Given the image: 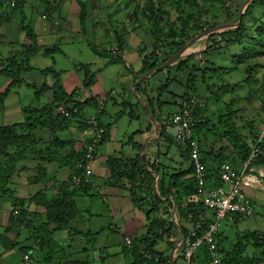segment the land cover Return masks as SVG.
Returning <instances> with one entry per match:
<instances>
[{"label":"trees","instance_id":"16d2710c","mask_svg":"<svg viewBox=\"0 0 264 264\" xmlns=\"http://www.w3.org/2000/svg\"><path fill=\"white\" fill-rule=\"evenodd\" d=\"M75 1L80 7V25L82 27L85 15L84 3L80 0ZM259 1L251 0L245 12L242 13L241 19ZM16 2L19 3L18 9L23 21V0H16ZM256 24L258 30H260L261 37H264V10L262 11L261 19ZM20 26L25 33H31V36L27 35L32 42V45L28 46L31 52L25 55L24 61H18L16 58L13 61L11 60L12 62L7 60L9 63L7 61L2 63L3 68L0 70V76L6 77L10 84L0 93V104L10 91L21 83L22 74L38 71L44 77L52 76L55 83L52 102L39 106V99L47 91V87L42 86L39 89H34L36 92L32 101L35 104L21 110L23 115L22 122L9 126H0V198L8 201L11 205L9 225L5 230L26 229V232L31 231L29 238L34 243L32 246L22 247V249L24 252L34 249L37 252L44 251L41 254H45V264H91L85 258H80V250L74 251L71 246L73 242L78 241L77 239L80 238L84 246L87 245L93 248L99 235V233L80 229V224H78L83 212L77 208L75 198L87 196L91 190L90 185L81 184L75 187L71 182L74 175L81 173V170L77 169L76 164L84 160L86 146L76 149L71 145V141L64 139L59 134L68 129L73 121L79 125L83 124L87 128L91 127L86 121H82V115L79 114L78 109L82 106L91 105L93 101H77L81 93L80 89H76L70 94L65 93L60 75L53 69L36 70L30 67L29 57L36 51L35 39L28 26L23 24ZM243 30V25L240 23L238 28L234 30H227L222 34L211 36L207 41L206 49H210L215 44H218L221 48L231 42L239 44ZM230 32L234 34V37L229 40L224 39L223 36ZM258 37L261 40L260 35ZM182 38H178L173 42L167 39L162 42L161 47L168 49L170 53L175 55L187 43L186 41H188L189 37L182 36ZM255 38L253 37L250 43L254 44L256 42ZM218 39H221V42ZM105 56H108V54H105ZM166 60H160V57L154 51H151L143 58L141 74L157 69ZM189 61L190 58H187V60L179 58L171 67L183 72L186 70ZM119 62H122L121 58L110 55L107 65L118 64ZM207 69L209 71L204 69V72L199 74L202 77L199 83L197 81L192 83L187 76L184 85L186 92L183 98L198 95L207 100L204 122L195 128V138L200 145L199 159L205 174V188L210 190L223 186L220 180L221 166L229 163L228 160H230V154L225 152V150L231 147L232 152L230 153L235 155L241 163L244 162L255 144V138L259 133L258 127L264 120L261 122L260 120L256 121L259 124L255 126L246 123L245 120L242 121V125L249 129L251 138L248 136L246 137L247 139L240 137L236 128H239L241 124L237 125L236 119H238L237 115H240L239 118L241 119V116L245 113L244 108H241V111L235 110L231 112L234 100L230 98V95L224 97L226 94L223 93L227 88L232 89L237 85L232 87L223 84L216 90L212 89L204 78L209 76V72L214 73L215 71H211L210 68ZM249 71L250 68L246 69L244 73ZM261 72L264 77V69ZM219 74L221 73L213 75L218 77ZM95 80L94 73L91 75H89V72L86 73L82 82V91L94 85ZM254 80V75L247 76L245 84L251 85L255 83ZM257 81L264 87V78ZM135 89L138 90L137 87ZM229 98L231 100L227 103ZM220 100L225 103L222 108L217 110V102ZM212 101L214 103H211ZM58 106H62L67 110L76 107L78 113L69 111L70 117L69 115L66 116L68 118L62 117L56 113ZM213 107L215 108L214 110ZM216 110L217 112L215 113ZM209 113L215 115L209 117ZM109 128L110 125H103L100 123L99 117L96 118L95 129L96 131H102L97 147L108 139ZM162 130L164 131L163 127ZM162 136V139L168 145H174L177 148L183 162L189 164L186 169L169 173L167 167L162 165L161 161L159 163L146 161L145 154L141 155L142 158H140L139 154L134 157L114 155L108 158L106 163L110 173L109 180L127 190L133 207L142 211L146 220L143 236L127 238L130 240L129 245L125 243V239L121 241L122 251L127 257H133V262L130 264H169V256L157 251V246L163 242L166 244L167 250L170 251L178 244L179 239L183 240L187 232L194 229L195 235L201 237L212 221L211 218H207V209L203 206L201 198L196 194V181L193 166L189 159V148L173 144L172 139L166 134L162 133ZM206 142H209V144H206ZM224 142L225 145L223 144ZM136 144L138 143H133V148L138 153L141 145ZM220 144L223 146L220 147ZM207 145L211 146L207 148ZM50 164H53V167L50 168L53 169L51 172L48 171ZM254 165L264 168V140L259 145V152ZM61 174H63L64 179L59 178ZM155 175L158 176L157 181ZM16 177L24 178L25 183H17L14 181ZM30 186L32 188L43 187L39 190L37 189L34 194H30L27 198L17 196L18 189ZM250 199L256 203L254 198ZM31 206L32 208L29 209ZM36 207L43 209L42 215L36 210ZM259 210V208H256V214H258ZM262 210L264 213V209ZM15 212L17 214H14ZM260 213H262L261 210ZM245 218L237 214H228L225 217L233 225L238 224ZM197 224H200V226L196 229ZM61 233H64L67 241H69L67 248L57 244L56 241L58 240L54 239L56 235L60 236ZM215 240L218 253L221 256L220 264H264V232L262 231L236 232L235 242H231L227 249L223 246V243L227 241L225 233L219 232ZM176 249L177 251L179 250V258L183 259V245L179 248L176 247ZM83 251L87 252V249L85 248ZM144 254H147L150 258L146 259ZM210 261L211 256L205 245L199 247L192 256V264H210Z\"/></svg>","mask_w":264,"mask_h":264},{"label":"crops","instance_id":"0c3cea01","mask_svg":"<svg viewBox=\"0 0 264 264\" xmlns=\"http://www.w3.org/2000/svg\"><path fill=\"white\" fill-rule=\"evenodd\" d=\"M59 5L60 8L57 11L54 8L50 9L49 15L46 17L37 15L35 12L27 9L26 4H24L22 18H25V20L23 19L25 24L23 25L28 26L30 30L32 29L34 39L36 40V51L29 57V65L36 70L53 69L60 75L65 93L70 94L74 90L80 89L81 93L77 101H93L91 105L82 106L78 109L79 114L82 115L83 122L93 117H99L100 123H102L101 119H108L109 121L106 120L107 122H103L102 124L110 125L108 139L98 147L91 163V190L87 196L75 198L77 208L81 212L87 213V219L83 225L80 224L79 220V228L91 231L92 233H99L97 243L93 248L87 245L83 246L80 250V258H85L91 264H130L133 262V257L125 255L121 249V241L128 237L138 238L143 236L146 220L144 213L133 207L127 190L109 180L110 173L106 163L108 158L114 155L134 157L139 154L140 158H142L141 155L145 154L146 161L149 163H153L154 161L159 163L161 161L162 165L167 167L169 173L177 172L180 169L184 170L188 167L189 164L184 163L180 158L177 148L174 145H168L162 139V133L165 134L162 127L166 118L162 121V124L158 120V114L161 112L160 106L164 103H170L175 108V111L177 110L178 102L183 99V95L186 92L185 84H183L185 79H183L184 76H181L179 79H170L171 75L167 73L165 74L164 81L159 82L154 87H149L146 82L149 76L142 81L143 84L139 85L135 83V80L139 79L142 75L140 72L143 70L142 61L144 56H146V54H142V51L146 50L143 45L140 50L142 58H139V54L136 53L138 51L137 44H135V47L130 44L125 48L123 51L124 55L121 57L122 62L118 64L107 65L108 59L93 50L94 57L91 63L79 67L77 60L68 51H63L61 46L67 48L68 45L72 47L84 42L90 47V42L81 33L80 7L76 1L72 0H62ZM13 20V17H6L0 23V45L5 48V51L0 53V70L2 69L1 62L3 59L14 54L16 49L20 52L17 55L21 59L22 55L20 54L23 51L21 46L25 44L26 46L32 45V42L26 37V33L23 30L22 32H16L13 28ZM52 53H54L53 56ZM58 55L60 58L63 56V61L68 62L69 66L65 65L63 67L61 60L57 57ZM83 67H85V70ZM118 67L119 69H117ZM166 69L158 71L155 69L152 71L159 72ZM88 72L89 75L94 73L96 80L94 85L89 89L82 91V82L85 74ZM157 72L151 76L157 74ZM21 80L18 86H26L28 89L33 90L32 95L27 100L28 104L32 102V97L36 92L34 89H39L42 86L47 87V91L40 97L38 105L43 106L52 102L55 83L52 76L44 77L40 72L32 71L22 75ZM177 80L179 81L177 82ZM110 82L112 86L110 85L109 88L106 84L108 85ZM9 84L10 81L6 77L0 76V93ZM136 87L138 90L135 89ZM11 91L3 102L6 108H4L6 111L4 122L10 124H4L3 126L22 122L23 115L21 110L26 106L28 107L27 104H18L17 102L20 101V98L16 94H11ZM116 91L121 94L119 100L113 98L118 95ZM162 94L168 95L169 98L165 96L166 101L162 100L163 98L160 96ZM157 98L158 100L156 101L155 99ZM109 101H112V105L115 104L122 108V111H118L114 118H111L108 110H106V104ZM162 101L164 102L161 103ZM123 108L129 109V112H125ZM131 108L134 110V115L130 112ZM15 117H19L17 122H7V119ZM119 120L124 121L121 129H118L120 127L119 123H117ZM59 135L71 141V145L77 149L86 146L94 139L95 129L92 126L87 128V126L83 124L79 125L73 121L70 127L60 132ZM133 143L141 145L138 153L133 148ZM210 146L207 145V148ZM222 146L220 144V147ZM225 152L230 153L232 150L228 148ZM226 164L231 165L230 163ZM235 165L239 169L238 164H233L231 167L235 168ZM51 167H53V164L49 165V172H51ZM59 178L64 179L63 174L59 175ZM155 179L157 181V175H155ZM42 187L37 186L32 188L30 186L18 189L16 194L18 197L27 198L28 195L34 194L37 189L39 190ZM21 191H25L24 196L20 195ZM263 193H260V196L259 193L257 196H253L257 205H259L257 200L264 195ZM78 199L86 202V211L79 208ZM31 208L32 206L29 209ZM262 208H264V201ZM10 212V203L0 198V264H41L38 257L39 252L33 250L24 252L22 249V247L29 246V244L32 246L30 243L32 240L26 237L27 233L25 231L22 230L24 238H26L20 241L18 235L21 233L18 229L5 230L9 225ZM263 214L262 216H264ZM228 230L222 231L227 236V241L223 243L225 249L233 242L231 235L227 233ZM258 231L264 232V226ZM57 236L54 238H57V240L60 238L58 241H67L64 233H61L60 237ZM181 244L182 241L179 239L178 244L168 251L166 244L162 242L156 249L169 256V264H177V260L182 259L179 258V250L177 251L176 247L179 248ZM85 248L87 252L83 251ZM24 257H27V259Z\"/></svg>","mask_w":264,"mask_h":264},{"label":"rangeland","instance_id":"374dc122","mask_svg":"<svg viewBox=\"0 0 264 264\" xmlns=\"http://www.w3.org/2000/svg\"><path fill=\"white\" fill-rule=\"evenodd\" d=\"M61 1L62 0H23L22 9L24 8V4H26L27 9L35 12L37 15L47 17L49 15L48 13L50 9L54 8L57 11L60 8L59 3ZM72 1L75 2V0ZM80 1L84 3L83 6L85 10L84 24L81 28V33L82 35H84V38L90 42V47H88L84 42L78 43L76 46L73 45L72 47L68 45L67 48L61 46L63 51H68L69 54L77 60V65L79 67H82V65H89V63H91V60L94 57V51L102 56L108 54V56H105L108 61L110 55L121 58L124 55L123 51L130 44L134 47L135 44H137L138 51H136V53L139 54V58H142V54H149L150 51H154L155 54L160 57V60L167 59L166 61H168L171 57L174 56V54L170 53L168 49L162 48V42L167 39L172 42L174 40H177L178 38L183 39L182 36L189 37L188 41H186L187 43L184 45H187L186 51L179 57L181 60H187V58H190L186 70L184 69L185 71L180 72L174 67H171L177 62L179 58L170 66V69L157 72L159 68L163 66L162 64L157 68V71H155L157 72V74H154L153 76H151L152 74L149 75V79L146 80L148 86L154 87L159 82H163L164 78L166 77L165 74L167 73L171 75L170 79H179L181 76H184L183 79H186L188 76V80L192 83H195L196 81L199 83L202 78L199 74L204 72V69H206V71H209V69L207 68H210L211 71L215 72H209V76L204 78V80L205 82H207L208 86L212 87V89L216 90V88L223 86V84L230 85L232 87L237 85L236 87L232 88L234 91L227 88V90L223 91V93L226 94L224 95V97L230 95V98L234 100V104L230 110L231 112H234L235 110L241 111V108H244L245 113L243 114V116H241V119L239 118L240 115H237L238 119H236L237 125L241 124L239 128H236V131L238 132V135H240V137H250L249 129L242 125V121L245 120L246 123H250L255 126L259 124L256 121L260 120L261 122L262 120H264V87H262L261 83L257 81L264 78L261 72L264 69V37H261V34L259 32L260 30H258V26L256 24L257 21L261 19L262 11L264 10V0H260L259 3L249 12H247L241 20H239V14L240 12H245L251 0ZM12 2L15 3L16 7L15 5H12ZM18 7L19 3L16 2V0H0V23H2L3 18L13 17V28L16 30V32H22L20 25L25 24V18L23 17V22L21 20V14ZM238 23H242L244 28L243 32L241 33L239 44H236L235 42L227 43L225 44L224 48H221L218 46V44H215L210 49H206L208 45L207 41L211 36L222 34L227 30H234L235 28H238ZM31 32H33L32 29ZM25 35L26 37L27 35L31 36V33H26ZM259 35L261 37V40H259ZM223 37L224 39L229 40L234 37V34L230 32L225 34ZM253 37H256V42L254 44L250 43V40L253 39ZM218 41L221 42V39H218ZM34 42L36 43V40H34ZM143 45L145 47L144 49L146 50L142 51L141 54L140 50ZM21 48L23 49V51L20 50V55H22L21 59L17 55L20 52L18 51V49H16V52H14V54H12L8 58L3 59V61L1 60V63L6 62L7 60L13 61L16 58L20 61H24L25 55L30 53L31 51L29 47L26 46V44L22 45ZM4 51V46L0 45V53H3ZM53 55L54 53H52V56ZM57 57L61 60L63 67L65 65L69 66L67 64L68 62L63 61V56H61L60 58V56L58 55ZM248 68H250V73H244V71ZM83 69L85 70V67H83ZM117 69H119V67ZM215 73L221 74H219L217 77V75H213ZM147 74L148 72L142 74L139 79L135 80V83L141 85L142 82H138ZM246 75H254L255 83L246 85ZM178 81L179 80H177V82ZM185 83L186 82H183V84ZM110 85L112 86L111 82L108 85L106 84L107 87H109ZM32 93L33 90L28 89L26 86H16L11 91V94H16V96L20 98V101L17 102L18 104H27L28 106L35 104L33 101L29 102L28 104L27 101ZM117 93L118 95L114 96L113 98L119 100L121 94L119 92ZM249 95L252 97L249 98ZM160 96L164 101H166V99L164 98L165 96L169 98V96L166 94H162ZM230 98L227 99V103L230 102ZM155 100L157 101L158 98ZM4 101L5 99L3 100V102ZM164 101H162L161 103H163ZM3 102L0 104V126H3L4 124H10L4 122L6 118V111L4 110L5 107ZM211 103H214V101H212ZM217 103L218 110L219 108H222V106H224L225 102L220 100ZM47 107L49 108V106ZM160 108L161 112L158 114V120L162 124V121L169 115H171L175 111V108L170 103H164L162 106H160ZM214 109L215 108L213 107V110ZM76 110V107L69 110L65 108V111L68 112L69 117L71 116L69 111L78 113ZM106 110H108L110 117L114 118L115 114L118 111H122V108L116 106L115 104L112 105V101H109L106 104ZM123 110L127 113L129 112V109L127 108H123ZM217 110L215 111V113L217 112ZM130 112L132 113V115H134V110L132 108ZM56 113L57 115L66 117L63 114H60L59 111H56ZM208 115L209 117H212V115L215 114L209 113ZM18 120L19 117H15L7 119V122H17ZM106 120L109 121L108 119H101V122H107ZM203 122L204 121H202V123ZM117 123H119L120 125V127L117 128L121 129V125L124 123V121L119 120ZM133 125L135 126V124ZM263 125L264 121H262V124L259 125L258 129H262ZM206 144H209V142H206ZM223 144L225 145V142ZM229 148L231 149V147ZM228 154H230V160H228L229 163L232 165L238 164L240 169L242 164L241 161L232 153ZM236 166L237 165H235V169L233 167L232 169H234V171H239ZM52 170L53 169H51V171ZM14 181L19 184L25 183L24 178L20 179L16 177ZM247 192L252 196H257L259 193L260 196V192H256L253 190H247ZM20 195L24 196L25 191H21ZM29 196L30 195H28V197ZM259 198L260 199L257 200L259 202V205L257 207L261 210L262 213H259V210L257 215L245 218L236 225H233L229 220L225 219L221 222L219 232L228 230L231 226L227 233L231 235L233 242H235L236 232L260 230V228L264 226V216H262V209H264L262 208L264 195ZM77 201L79 204V208L86 211V202H83L82 199H78ZM36 210L39 211L40 215H42L43 209L41 207H36ZM210 215L211 212L207 211V218H211ZM79 219L81 222L80 224L83 225L86 222L87 213H82ZM22 230L25 232L27 231L26 229H18V231H20L21 233L20 235H18L20 241L25 239L26 237L29 238L31 233V231L26 232L27 235L24 238ZM59 239L60 238H58V240ZM77 240L78 241H75L71 244L74 251H79L84 246V244L80 241V238ZM30 243L32 245L34 242L30 241ZM56 243L60 244L64 248H67L69 241H56ZM33 251L37 250L34 249ZM41 253H44V251H39L40 256L38 255V257L40 258V263L42 264L44 263L45 254ZM177 264H184V262L178 259Z\"/></svg>","mask_w":264,"mask_h":264},{"label":"built area","instance_id":"2783aa9c","mask_svg":"<svg viewBox=\"0 0 264 264\" xmlns=\"http://www.w3.org/2000/svg\"><path fill=\"white\" fill-rule=\"evenodd\" d=\"M12 5H15L12 2ZM207 108V101L204 97L198 95L188 96L178 102L177 110L169 115L163 124L164 133L168 135L173 144L189 148V159L193 166L194 177L196 181V194L201 198L203 206L211 212V223L208 229L201 237L195 235V229L188 231L186 237L182 240L183 260L185 264H192V256L201 246H207L211 256L210 264H220L221 256L218 253L216 236L219 233L221 222L228 214H237L244 217L256 215L257 205L252 201L247 190L264 192V168L255 166L254 161L259 152V145L264 140V125L259 130L255 139V144L249 151L247 158L241 164L239 171H234L231 165L221 166L220 180L222 187L217 189L205 188V174L203 166L200 163V145L195 138V128L204 121ZM56 111L68 116V112L62 106H58ZM75 113V112H74ZM93 127H96V118L93 117L87 121ZM102 131H96L93 141L86 146L84 160L76 164L77 169L81 170L79 175L72 177V184L75 187L81 184L90 185L92 176L91 163L96 154L95 149L101 139ZM14 214H17L15 212ZM200 224L196 225V229ZM126 244H130L129 239H125ZM146 259L150 257L144 254ZM27 259V257H24Z\"/></svg>","mask_w":264,"mask_h":264},{"label":"water","instance_id":"95a60500","mask_svg":"<svg viewBox=\"0 0 264 264\" xmlns=\"http://www.w3.org/2000/svg\"><path fill=\"white\" fill-rule=\"evenodd\" d=\"M250 1V0H249ZM241 16H242V12H240L239 14V20L241 19ZM239 24V23H238ZM237 24V25H238ZM207 40V38H206ZM186 48H187V45L184 46L178 53H176L173 57H171L168 61H166L163 66H161L159 68V70H163V69H166L168 67H170L185 51H186ZM155 73V71H152L150 74H153ZM150 74L142 77V79L138 82V83H141L142 81H144L146 79L147 76H149Z\"/></svg>","mask_w":264,"mask_h":264},{"label":"clouds","instance_id":"9594fccd","mask_svg":"<svg viewBox=\"0 0 264 264\" xmlns=\"http://www.w3.org/2000/svg\"><path fill=\"white\" fill-rule=\"evenodd\" d=\"M206 41H207V40H206ZM201 97H202V96H201ZM206 101H207V100H206ZM86 123H87V121H86ZM92 127H93V126H92ZM93 128L95 129V127H93ZM95 134H96V129H95ZM94 138H95V136H94ZM92 141H93V140H92ZM92 141H91V142H92ZM91 142H90V143H91ZM90 143H88V144H90ZM88 144H87V145H88ZM87 145H86V146H87ZM98 147H99V146H98ZM97 149H98V148H97ZM231 165H232V164H231ZM91 177H92V176H91ZM256 192H258V191H256ZM262 193H263V192H262ZM251 196H252V195H251ZM256 205H257V203H256ZM257 206H258V205H257ZM257 208H258V207H257ZM246 218H247V217H246ZM181 241H182V240H181ZM181 246H182V244H181ZM182 260H183V259H182ZM183 262H184V260H183ZM184 264H185V262H184Z\"/></svg>","mask_w":264,"mask_h":264}]
</instances>
